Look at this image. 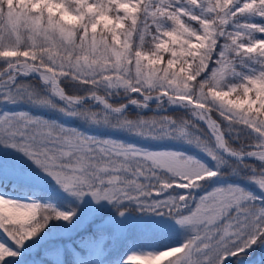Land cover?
I'll return each instance as SVG.
<instances>
[{
  "label": "snow or ice",
  "instance_id": "6c2138e0",
  "mask_svg": "<svg viewBox=\"0 0 264 264\" xmlns=\"http://www.w3.org/2000/svg\"><path fill=\"white\" fill-rule=\"evenodd\" d=\"M256 249L264 0H0V264Z\"/></svg>",
  "mask_w": 264,
  "mask_h": 264
},
{
  "label": "trees",
  "instance_id": "16d2710c",
  "mask_svg": "<svg viewBox=\"0 0 264 264\" xmlns=\"http://www.w3.org/2000/svg\"><path fill=\"white\" fill-rule=\"evenodd\" d=\"M263 252L264 251H262L261 249H256L254 252L249 253V255L246 257L245 261H250L251 263L254 264V263H256L257 257L262 256Z\"/></svg>",
  "mask_w": 264,
  "mask_h": 264
},
{
  "label": "rangeland",
  "instance_id": "374dc122",
  "mask_svg": "<svg viewBox=\"0 0 264 264\" xmlns=\"http://www.w3.org/2000/svg\"><path fill=\"white\" fill-rule=\"evenodd\" d=\"M262 256H264V252H263ZM262 256L257 257V259H256V263H254V264H259V261H260V259H261ZM41 258H42V253L38 251V252L36 253V255H35V259H41ZM244 262H245L244 264H253V263H251L250 261H244ZM247 262H248V263H247Z\"/></svg>",
  "mask_w": 264,
  "mask_h": 264
}]
</instances>
